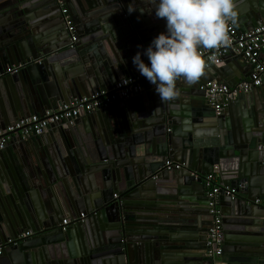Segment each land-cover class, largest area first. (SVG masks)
Returning a JSON list of instances; mask_svg holds the SVG:
<instances>
[{"label":"water","instance_id":"water-1","mask_svg":"<svg viewBox=\"0 0 264 264\" xmlns=\"http://www.w3.org/2000/svg\"><path fill=\"white\" fill-rule=\"evenodd\" d=\"M66 3L78 33L73 48L56 0H0V128L139 74L132 57L165 29L163 18L154 15V0ZM235 4L234 25L240 31L264 23V0ZM40 57L42 62H34ZM232 62L238 65L230 52L222 65L206 68L196 82L181 78L176 85L179 95L169 102L188 92L206 99L203 86L213 79L238 84ZM20 64L19 72H5ZM144 82L146 90L152 89L149 97H158L154 85L147 87L145 78ZM139 98L80 116L73 126L52 124L48 133L35 138L14 136L9 141L19 140L14 154L0 151V243L33 231L26 241L6 247L0 264H35L31 250L36 247L45 264H199L193 260L200 253L189 250L205 249L206 241L183 244L175 228L176 213L166 210L161 200H190L198 187L193 181L201 184L205 197L202 177L217 164L220 184L233 189L234 195L220 193L222 214L234 208L238 215L245 213L243 222L259 225L255 208L264 207L253 201L264 197V150L258 149L264 144V84L239 93L217 115L209 104H199L198 110L190 104L187 114L207 112L212 117L206 125L184 130L191 139L182 141L170 128L187 110L184 105L159 112L160 107L151 108ZM167 159L182 162L184 168L164 169L161 178L156 170ZM192 170L202 177L196 179ZM159 183L164 186L157 188ZM62 185L70 186L73 194L63 200L64 210L51 199V213L45 216L36 200L40 195L49 198L54 187ZM206 205L209 213L207 197ZM81 212L86 220L63 231L57 215L74 218ZM77 229L82 236L79 245L71 240ZM231 240L224 237V254L230 252ZM65 242L67 255L61 244ZM48 247L58 248L65 257L51 259ZM259 259L257 263L264 264V256ZM242 262L257 264L251 255Z\"/></svg>","mask_w":264,"mask_h":264},{"label":"built area","instance_id":"built-area-1","mask_svg":"<svg viewBox=\"0 0 264 264\" xmlns=\"http://www.w3.org/2000/svg\"><path fill=\"white\" fill-rule=\"evenodd\" d=\"M56 1L60 6L62 20L70 35L69 47L73 48L78 41L76 23L65 0ZM228 36L229 43L227 45H222L216 49H200V54L207 64L206 68L212 65H222L224 57L233 52L234 55L243 57L251 65L252 70L247 79L241 80L234 86L218 80H211L205 83L203 89L206 91V98L216 114H220L224 105L239 93L248 92L264 83V61L260 58L264 49V23L245 32L240 31L234 24L229 23ZM43 59L44 57H40L34 62H42ZM22 67V64L11 65L6 68L5 72L17 73ZM143 80L144 77L140 73L135 76L121 77L111 88L100 89L89 95L73 98L66 103L59 104L54 109L46 110L43 114H33L19 119L5 128H0V151L7 147L9 141L14 136H21L24 139L31 136H39L49 129L52 124L73 126L82 115L107 108L116 102L139 95L144 89ZM258 149L264 150V144L259 145ZM262 164L264 165V159ZM163 168L168 171L181 170L184 168V164L167 159L164 161ZM218 170V165H215L213 170L205 174L204 177L196 171H191V174L196 179L203 178L209 214L212 217L205 243V254L211 260L210 264H222L220 257H222L224 252L223 215L220 206V193L223 192L226 196L234 198L233 189L229 186L223 187L220 184ZM253 203L264 207V197H257ZM86 218L87 214L85 212H81L80 215L74 218H64L61 221L62 230H67L72 223H82ZM32 234V230H27L15 238H8L5 242L0 243V255L6 247L17 245Z\"/></svg>","mask_w":264,"mask_h":264},{"label":"crops","instance_id":"crops-1","mask_svg":"<svg viewBox=\"0 0 264 264\" xmlns=\"http://www.w3.org/2000/svg\"><path fill=\"white\" fill-rule=\"evenodd\" d=\"M65 3H66V0H65ZM163 23H164L163 27L165 28V21H163ZM234 57L237 59L238 65L232 62V67H231L232 75H234L235 79H240V81L247 79L250 76V73L252 70L251 65L241 56L234 55ZM260 58L262 61H264V49L262 50ZM213 80H216V79H213ZM222 82H225V81H222ZM145 83L146 82L143 83V86L145 85ZM148 85H152V84L148 82L146 86L148 87ZM151 90L152 89L146 90L144 86L142 93L138 95V98L139 97L142 98V101H140V98H139V101L141 103L144 101L150 105L149 107L154 106L156 108L158 106V108L160 107L161 109V110L159 109V112L160 111L162 112L163 110H165V108H171V107L177 108L178 106L180 107L182 105H184V108L187 109L185 112L184 111L180 112V115H178L177 118L180 119V120L178 119V124L175 125V127L173 126V128H170L172 133L173 132L175 133V131L177 132L176 137L181 138V141L191 139L189 137L187 138L186 135L183 134L185 133L184 130L189 129L193 131L194 130L193 128L196 127L197 125H206L208 123V117L209 118L212 117V116L210 117L209 116L210 114H208L207 112H200L199 114H196L194 112L193 113L189 112L190 114H187L190 109V106H189L190 104L193 105L194 103V106L198 110L201 108L199 107V104H203V103L209 104L207 98L203 99L201 96H199L198 99H195L188 92L184 96L180 95L179 100H175V102L174 101L172 103L169 101L160 102L159 98L156 95H153V96L151 95V97H149L148 94ZM181 97H183V99ZM188 98H190L191 100H188ZM129 100L130 98L126 99L125 101H129ZM209 106L210 108H213L211 107L210 104ZM50 109H54V108H50ZM211 111L213 112V110ZM198 118L201 120V122L197 121ZM48 131L49 130L47 129L45 132L48 133ZM31 137L35 138L36 136H31ZM18 144H19V140L14 141L13 143H10V144L8 143L5 150H8L10 154L12 153L14 154V150H16ZM162 165L163 163L160 165V167L158 166L159 168L156 170V173L158 172L161 178H165L163 176L164 172H162V170H164ZM173 171L175 172L176 170H173ZM193 182H194V185L198 187H196V191H195L196 193L191 194L190 200L185 199V200H180V202H174L172 200L163 198V200L161 201H163V203L167 204V206L169 207V208L166 207L167 208L166 210L170 209L172 211H175L176 213L175 217L177 218L176 219L177 224L175 225V228L179 232V235L181 236L183 240V244H185L186 242H189V243H201L202 242L201 244L204 245V242L206 241V238H207L208 226L211 223V217L209 213L207 212L206 196L204 197V192H203L201 184H199V182L197 181H193ZM157 186H158L157 188H160V186H164V184L159 183ZM165 186H170V184L168 185V183H165ZM59 190H60V193H59ZM67 193H69L70 196L73 194L72 188H70V186H66V189L64 185H62V189H56V187H54V194H50L49 198H44L43 195H40L39 199L36 200V204H37L36 206H38L41 209L42 213L45 216H47L49 215V213H51L49 203H50V200L53 199L55 203H57L58 206L62 207V209L64 210L63 200L66 199ZM205 195H206V191H205ZM255 212L260 215L258 216V219L261 222H259L258 226H255L253 224L250 225L248 223L243 222L244 216L242 215H244L245 213L238 215L235 213L234 208H228V210L226 211L223 210L222 215L224 216V214L228 213L226 218H229V221L227 223L225 224L223 223L224 237L227 236V238H231L233 240V243H229L231 250L230 252H227L228 254L226 252H225L226 254H224L223 252V255L220 259V262L222 264H243L242 261L245 258H247V256L249 255H251L253 259L256 260V263H257V261L260 260L259 258L264 256V208L263 209L255 208ZM61 217L62 219L67 218V217H70V214L69 213H65L64 215L58 214L57 215L58 221H59V218ZM224 230L226 231L224 232ZM241 238H243V240H239ZM71 240H72V243H76L78 245L82 242L81 232L78 229L76 230V232H74V235L71 238ZM61 244L63 246L65 255H67L68 247L66 245V242L61 243ZM39 251L40 250H38L37 247L31 250V252H35V255H34L35 264H45V257L44 255L41 256V253ZM189 251L197 253V254L200 253L199 258L193 261H196L199 264H210L211 260L206 255L202 254L203 252H205V249H202V248L199 249L198 247H196ZM48 252H49V257L53 260L62 259L63 256L65 257L62 251H60L58 248L54 250L51 247L50 249L48 247ZM46 253H47V250H46ZM257 264H260V262Z\"/></svg>","mask_w":264,"mask_h":264},{"label":"clouds","instance_id":"clouds-1","mask_svg":"<svg viewBox=\"0 0 264 264\" xmlns=\"http://www.w3.org/2000/svg\"><path fill=\"white\" fill-rule=\"evenodd\" d=\"M153 9L157 19H164L165 30L132 63L165 102L179 95L178 80L191 84L204 74L207 64L200 49L227 45L228 24L237 22L238 13L235 0H154Z\"/></svg>","mask_w":264,"mask_h":264}]
</instances>
